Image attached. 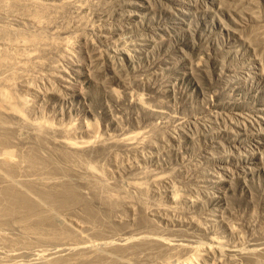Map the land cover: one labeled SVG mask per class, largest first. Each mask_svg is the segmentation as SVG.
I'll return each mask as SVG.
<instances>
[{"label":"rangeland","instance_id":"rangeland-1","mask_svg":"<svg viewBox=\"0 0 264 264\" xmlns=\"http://www.w3.org/2000/svg\"><path fill=\"white\" fill-rule=\"evenodd\" d=\"M0 107V264H264V0H0Z\"/></svg>","mask_w":264,"mask_h":264},{"label":"bare ground","instance_id":"bare-ground-1","mask_svg":"<svg viewBox=\"0 0 264 264\" xmlns=\"http://www.w3.org/2000/svg\"><path fill=\"white\" fill-rule=\"evenodd\" d=\"M3 95H4V92H3ZM3 95L1 94L2 97H3ZM5 95H6V96H5L4 100L7 99L6 97H8V96H7L8 94L5 93ZM2 99H3V98H2ZM23 99H24V98H23ZM23 99H22V100H23ZM8 100H9V99H8ZM25 100H26V99H25ZM27 100H28V99H27ZM27 100H26V102H27ZM6 101H7V100H6ZM26 102H25V103H26ZM28 102H29V100H28ZM23 104H24V103H23ZM26 105H27V104H26ZM1 106H3V105H1ZM0 108H1V107H0ZM198 247H199V246H198ZM198 247H195V248H197V250H198ZM200 247H201V246H200ZM199 249H200V248H199ZM201 249H202V248H201ZM194 250H195V249H194ZM199 251H200V250H198V252H199ZM201 251H202V250H201ZM195 252H196V250H195ZM195 252H194V253H195ZM198 252H197V253H198ZM194 253H193V254H194ZM199 253H200V252H199ZM196 256H197V255H195V257H196ZM199 256H200V255H199ZM193 257H194V256H193ZM197 258H199V257H197ZM186 259H187V258H186ZM195 260H197V259H195ZM188 261H189V260H188ZM190 261H191V258H190Z\"/></svg>","mask_w":264,"mask_h":264}]
</instances>
